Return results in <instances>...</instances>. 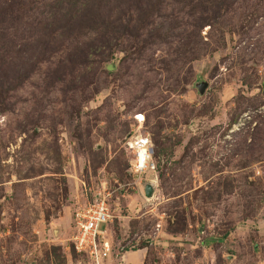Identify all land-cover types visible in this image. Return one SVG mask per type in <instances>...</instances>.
Masks as SVG:
<instances>
[{"label":"rangeland","instance_id":"1","mask_svg":"<svg viewBox=\"0 0 264 264\" xmlns=\"http://www.w3.org/2000/svg\"><path fill=\"white\" fill-rule=\"evenodd\" d=\"M98 193V264H264V0H0V264H94Z\"/></svg>","mask_w":264,"mask_h":264},{"label":"built area","instance_id":"2","mask_svg":"<svg viewBox=\"0 0 264 264\" xmlns=\"http://www.w3.org/2000/svg\"><path fill=\"white\" fill-rule=\"evenodd\" d=\"M134 120L140 124L143 121L141 113L133 114ZM138 129V127H137ZM125 145L130 150L128 169L136 179H155V164L151 160V142L147 134L131 135ZM148 181V182H149ZM99 193L86 205L77 207L71 215V235L69 237L72 248L85 255L94 264H98L110 254V242L105 225L110 219V211Z\"/></svg>","mask_w":264,"mask_h":264},{"label":"water","instance_id":"3","mask_svg":"<svg viewBox=\"0 0 264 264\" xmlns=\"http://www.w3.org/2000/svg\"><path fill=\"white\" fill-rule=\"evenodd\" d=\"M206 83L204 81H200L199 83H197L196 87L199 93H201L203 91V89L205 88ZM143 191L145 195H149L152 192V185L150 183H146L143 186Z\"/></svg>","mask_w":264,"mask_h":264},{"label":"bare ground","instance_id":"4","mask_svg":"<svg viewBox=\"0 0 264 264\" xmlns=\"http://www.w3.org/2000/svg\"><path fill=\"white\" fill-rule=\"evenodd\" d=\"M153 182H154V181H149V183L152 184V186H153Z\"/></svg>","mask_w":264,"mask_h":264},{"label":"trees","instance_id":"5","mask_svg":"<svg viewBox=\"0 0 264 264\" xmlns=\"http://www.w3.org/2000/svg\"><path fill=\"white\" fill-rule=\"evenodd\" d=\"M129 170V169H128Z\"/></svg>","mask_w":264,"mask_h":264}]
</instances>
